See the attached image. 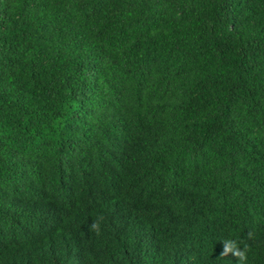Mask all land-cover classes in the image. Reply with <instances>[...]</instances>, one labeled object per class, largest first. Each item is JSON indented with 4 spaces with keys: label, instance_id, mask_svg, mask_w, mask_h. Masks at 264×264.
I'll return each mask as SVG.
<instances>
[{
    "label": "trees",
    "instance_id": "16d2710c",
    "mask_svg": "<svg viewBox=\"0 0 264 264\" xmlns=\"http://www.w3.org/2000/svg\"><path fill=\"white\" fill-rule=\"evenodd\" d=\"M39 216L85 264H264V0H0V264H50Z\"/></svg>",
    "mask_w": 264,
    "mask_h": 264
},
{
    "label": "clouds",
    "instance_id": "9594fccd",
    "mask_svg": "<svg viewBox=\"0 0 264 264\" xmlns=\"http://www.w3.org/2000/svg\"><path fill=\"white\" fill-rule=\"evenodd\" d=\"M29 211H26L24 213L15 212V214L18 217L19 215L27 216ZM108 216H110L115 221H118V218L120 217L124 224H127L130 227V220H127L122 215V211L119 209H113L108 212ZM40 221L43 224V228L45 230H57L59 232V235L53 236L55 238L57 248L52 249L51 247L46 246V243H43V246L47 249V252L50 254L46 255L49 259L50 264H85V259L81 258L82 251L84 250L83 247L79 248L78 246L81 245L83 238L79 235L74 234L75 232L66 226V229L62 228V226L58 223V220L51 221L48 216H39ZM63 218V216H62ZM136 220V218H134ZM67 222V220H65ZM65 224V223H64ZM96 227V225H93ZM73 232V233H69ZM245 236L248 233H243ZM242 234V235H243ZM253 239V242L256 241V238L254 235L250 237ZM248 245H251V242L249 241ZM7 245L4 250V255L6 254ZM190 249L187 247H178L176 250L178 254H180V261L181 264H188L189 262L192 264L196 263H202V264H236L234 261L238 258L241 260L245 259V251L244 246L239 242L238 238L235 239H225L222 241V243L219 245V247L216 249L213 255H210L207 250L206 254L203 252L194 251L190 253L189 255H182L186 253V250ZM194 250V249H192ZM201 254L203 256L207 257V261H203L201 259L193 258L194 255ZM257 254V253H256ZM16 258H14V261ZM178 264V263H176Z\"/></svg>",
    "mask_w": 264,
    "mask_h": 264
}]
</instances>
